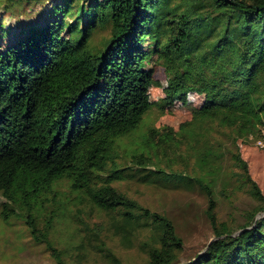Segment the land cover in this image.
<instances>
[{
    "label": "trees",
    "instance_id": "obj_1",
    "mask_svg": "<svg viewBox=\"0 0 264 264\" xmlns=\"http://www.w3.org/2000/svg\"><path fill=\"white\" fill-rule=\"evenodd\" d=\"M35 6L38 22L5 20ZM178 103L191 105V120L149 128L122 152L153 107ZM251 136L264 137V0H0V208L5 219L22 214L56 264H75L51 238L71 203L107 214L127 242L141 233L147 264H264V192L240 148ZM184 144L193 174L171 167ZM220 177L258 201L237 229L217 215ZM128 179L199 187L214 239L182 260L174 220L114 185Z\"/></svg>",
    "mask_w": 264,
    "mask_h": 264
},
{
    "label": "rangeland",
    "instance_id": "obj_2",
    "mask_svg": "<svg viewBox=\"0 0 264 264\" xmlns=\"http://www.w3.org/2000/svg\"><path fill=\"white\" fill-rule=\"evenodd\" d=\"M43 7L48 8L49 5L45 4ZM43 7L26 8V12L19 11V14L14 13L9 17L7 15L5 20L10 27L12 25L11 28L38 22ZM108 35L109 31L104 29L98 32L96 39L101 40ZM155 75L165 81V72L159 66H156ZM150 95L153 100L161 98L162 88L152 87ZM191 119V105L178 103L165 112L153 107L146 114L138 130L122 141V152L127 148H133L149 128L160 129L170 126L178 130L182 122ZM240 142L241 152L249 162L252 175L264 192V137L251 136ZM171 161V167L175 169H184L192 174L196 172L194 171L197 169L196 160L188 153L187 144L171 154ZM230 165L231 162L225 160L223 176H226L227 172L232 174L233 167L230 168ZM114 185L145 206L172 217L178 233L185 242L182 260L202 252L214 239L213 228L206 215L208 198L199 187L165 188L137 179L118 181ZM60 190L63 191L64 187H60ZM213 190L218 202L219 220L233 229L244 223L248 213L258 205V201L250 195L247 188L234 179L218 178ZM70 205V212L58 218L51 231L52 240L63 249L67 259L75 264H112L100 251V247L108 245L113 253L127 264H147L148 255L140 247L141 233L131 236V241L127 242L121 235L109 229L107 214H102L98 209L91 207H84L82 211H78L76 204ZM0 264H56V261L44 245L34 242L22 214L14 213L5 219L0 208Z\"/></svg>",
    "mask_w": 264,
    "mask_h": 264
}]
</instances>
